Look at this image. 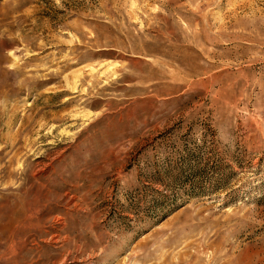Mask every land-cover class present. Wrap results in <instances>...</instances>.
Here are the masks:
<instances>
[{
  "label": "rangeland",
  "instance_id": "obj_1",
  "mask_svg": "<svg viewBox=\"0 0 264 264\" xmlns=\"http://www.w3.org/2000/svg\"><path fill=\"white\" fill-rule=\"evenodd\" d=\"M0 264H264V0H0Z\"/></svg>",
  "mask_w": 264,
  "mask_h": 264
}]
</instances>
